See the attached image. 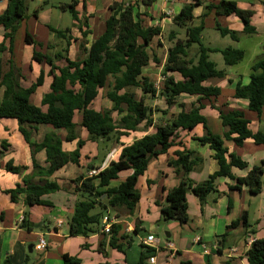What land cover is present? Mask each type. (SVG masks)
Returning a JSON list of instances; mask_svg holds the SVG:
<instances>
[{
  "label": "trees",
  "instance_id": "trees-1",
  "mask_svg": "<svg viewBox=\"0 0 264 264\" xmlns=\"http://www.w3.org/2000/svg\"><path fill=\"white\" fill-rule=\"evenodd\" d=\"M156 0H141L144 6L152 5ZM138 1L114 2L110 6V15L106 19L102 34L94 38L91 44L83 46L85 56L72 59L69 57V49L74 40L71 29L58 30L50 26V30L58 37L66 39L67 48L63 52L54 55L43 53L37 46L43 49L44 44L37 42L27 30L25 42L35 45L34 60L46 63L50 66L49 75L52 77L50 91L42 98V105L47 106L43 110L41 106L31 101V96L37 88L44 83L45 71L42 70L39 77L30 86L24 87L20 83L22 75L14 66L13 55L15 40L22 21L27 16L26 0H8V6L0 14V26L3 27V41L0 42V53H9V70L5 71L4 62L0 59V85L4 88L3 97L0 100V120L12 118L18 121L19 131L30 144L33 154V170L23 176L22 182L16 187L6 189L13 202H17L20 196H24L25 205L53 206V203L45 196L63 189V185L52 179L54 173L68 163L80 164L81 148L86 140L77 132L75 122L76 113L82 114L81 126L88 132L91 141L110 140L113 136L116 142H120L122 136H129L138 131L140 126L154 127L155 130L135 139L130 144H123L117 160L111 161L108 166L101 168L90 162L86 169L89 172L97 169V175H81L71 182L76 186V191L82 194L74 206V213L69 220L70 236H90L99 231L102 218L108 208L119 210L125 208L133 213L141 199L140 190L137 187L140 176L148 169L151 159L162 154H167L175 145L180 132L193 130L202 124L205 134L196 139L215 152L213 157L219 164V170L214 172L203 182L195 183L188 175L193 168L203 160V157L190 149H177L168 164L175 169L180 178V183L168 190L167 205L162 208L165 219H175L181 224L189 221L187 193L192 191L201 202L208 194L217 191L216 180L224 177L236 181V187L245 184L252 194H258L264 183V169L255 165L249 169L244 177H236L232 168L245 169L249 167L247 161L233 152H229L225 141H233L238 146H243L246 140L252 139L258 145H264V131L253 132L250 128V119L244 110L238 108L224 109L217 106L218 98L222 95V88L218 85L206 84L212 78L226 77L224 69H219L217 64L210 59L209 52H220L224 62L228 66L241 63L246 56L242 48L227 47L224 49L206 46L202 41V33L205 28V19L214 12L215 16L235 15L244 24L243 32L255 34L256 27L252 23L253 10L239 7L234 0H219L206 6L198 25L188 26L186 38L177 39L168 48L166 60L163 66L162 88L144 74L151 62L160 63L156 52H152L155 38L162 37V27L159 25L144 24L140 13ZM77 0L62 5L61 8L70 9L74 20H78L82 31V44H88L87 37L91 31L82 27H88L87 21H81L75 10ZM203 0H188L181 11L173 17L177 25L186 26L194 21V10L202 6ZM147 16V17H148ZM155 20V19H153ZM215 27L223 36L230 35L234 40H239V31L222 26L218 20ZM171 41L177 38L176 32L169 35ZM86 40V41H85ZM85 42V43H83ZM193 44L199 45L196 58H189V49ZM50 48V45L49 47ZM57 59V60H56ZM64 59L61 65L57 61ZM178 74L180 78L176 77ZM233 82L231 79L228 81ZM105 89V96L113 103L111 108L97 110L94 101L98 98L100 90ZM138 90L141 95H138ZM158 94L165 96L168 110L154 109L147 103V98H155ZM195 96L196 101L188 105L178 101L181 95ZM234 98L246 99L248 109L260 115L264 111V56L255 61L251 66L250 80L247 84L238 81L235 84ZM204 100H208L213 108L219 112L224 134L214 133L207 124V117L202 114L205 108ZM177 106L179 111L167 118L163 123H157L154 119L156 111L169 114V109ZM227 106V105H223ZM117 113L118 118L114 117ZM40 125H50L53 130L46 133L40 142L33 141L35 130ZM66 130V141H77V148L66 151L63 148V140L59 135L60 130ZM7 148L6 141L2 142L1 155ZM45 150L48 166L37 163L35 154ZM0 169L15 174H24L27 167L8 161L3 164L0 159ZM132 170V173L118 186L111 187L112 180L118 179L121 172ZM100 207L98 212H95ZM230 208V206H229ZM25 212L22 227L29 230L30 226ZM251 227L247 211L234 220L229 228ZM121 225L113 224L110 233V243L113 248L122 251L121 237H118ZM134 231L138 233L135 228ZM248 232V231H247ZM254 231L249 233L253 234ZM227 234H224L226 237ZM123 237V236H122ZM224 243V240H222ZM224 244L218 247L222 253ZM146 252L154 255L153 249L146 246ZM147 257L142 255L140 262ZM248 264H264V237L255 238L247 253ZM64 264H80L78 257L68 254L63 255ZM8 264H11L7 261ZM182 264H192L185 261ZM226 264H231L229 261Z\"/></svg>",
  "mask_w": 264,
  "mask_h": 264
},
{
  "label": "crops",
  "instance_id": "crops-1",
  "mask_svg": "<svg viewBox=\"0 0 264 264\" xmlns=\"http://www.w3.org/2000/svg\"><path fill=\"white\" fill-rule=\"evenodd\" d=\"M129 1L131 0H104L103 8L98 9L95 0H91L90 2L89 0H77L75 10L78 18L81 21H87L89 25L88 27L83 25V30L87 29L91 31L87 37V47L94 38L104 31L106 19L110 15V6L114 2ZM134 1L140 3L138 8L140 13L149 14V16L147 15L148 17L144 14L141 16L144 19V24L149 19L146 26L154 24L162 27L163 36L160 38L164 37L166 27H170L171 32H176L178 36L179 31L173 21V17L181 11L188 0H161L162 9L157 15L151 13L148 9L156 1L150 6H144L139 0ZM237 3L243 9L254 11L252 23L256 27L258 34L260 32L264 33V8L246 2ZM7 6L8 0H0V14L5 11ZM62 10L64 9L62 8ZM39 11L40 8H36L32 14L31 10L29 11L27 9V16L22 21L18 32L22 36V41L18 44L17 37L15 40L13 61L17 71L22 75L20 83L24 87L30 86L37 80L41 71H45L44 83L31 96V101L46 111L47 106L42 105V98L50 91L52 82V77L48 73L50 66L34 60L33 54L36 47L33 44H27L25 42V33L28 30L37 42L44 44L43 49L37 46L39 51L51 53L52 49L56 46L48 40L47 35L51 31L50 25L43 22L44 20L40 16ZM43 11H46L45 7ZM169 11L172 12L171 16L166 15ZM204 11V9L202 10V6L196 7L194 10L195 19H199ZM208 16L214 19L215 13L211 12ZM218 18L226 19L228 23L226 27L239 32L243 31L244 24L237 16H215L214 20H219ZM74 23L75 27L71 30V35L74 40H72V45L69 49L70 52L74 46V42L76 45L82 38V31L78 26L80 22L74 20ZM40 30H43V38L39 36ZM3 33V27L0 26V42L4 39ZM177 39L173 40L172 43L174 44ZM172 43L169 47L173 45ZM49 45L50 48H48ZM69 57H71V54ZM10 58L11 55L9 53H0V59L4 62L5 71L10 68L8 64ZM71 58L76 59L73 56ZM57 63L62 65L64 62ZM239 64L234 66L232 72L224 69L227 73L226 77L212 78L206 84L218 85L222 88V95L218 98L217 106L224 107V109H242L245 114L248 111L246 116L249 115L252 118L250 120L251 130L253 132L259 130L264 131V111L258 115L248 109V101L246 99H236L233 97L235 84L238 81L243 83L244 79L248 80V82L250 80V73L245 76V73L237 67ZM175 76L180 78L177 73ZM229 79L233 81L231 84L229 83L230 86H227L230 87L227 90V92L230 91V97L229 95H224L226 93L225 85L227 84L224 81L227 80L228 82ZM101 91L102 89L100 90L98 98L101 96ZM3 93L4 88L0 85V100L3 97ZM182 96L196 99L195 96L186 94L180 97ZM227 97L228 99L225 102L219 104L220 98L226 99ZM195 99L194 101H196ZM204 104L205 108L202 110V114L207 117L208 126L214 133L224 134L225 128L222 125L218 110L213 108L208 100H204ZM112 106L113 103L111 102L109 108ZM94 108L102 110L96 108V106ZM209 112L214 116L216 130L211 128L210 116L207 114ZM78 114L77 112L75 122L77 123L76 130L79 133L78 127H82V114L79 121H77ZM152 128L154 127L151 126ZM52 130L53 128L50 125H40L34 132L33 141H42L45 134ZM81 130L82 132H80L79 136L86 140V142L81 148L80 164L68 163L57 170L52 177V179L57 180L63 185V189L45 196L53 203V206L35 205L28 207L25 205L23 195L20 196L17 202H13L5 190L16 187L18 183L22 182L25 174L32 172L34 165L32 148L19 131L18 121L16 119L5 118L0 120V155L2 142L6 141L7 143V148L4 150L5 154L4 156L1 155L0 159L3 164L11 160L14 164L27 167L24 174H15L5 169H0V264H8L7 261L11 264H64V254L78 257L81 260L80 264H182L185 261H190L192 264H226L227 261L231 264H248L246 253L252 243L248 239L250 237L252 239L264 237V183L261 192L258 193L263 196L262 200L253 213L246 205V201L249 200L248 195L249 197L254 195L249 192L248 186L242 184L238 188L236 187L235 180L221 177L216 180L217 191L208 194L203 202L192 191L187 193L189 221L185 224L179 222L173 223L170 228L171 230L167 232L166 240H162L156 236V228L152 225L154 221H157L161 217L162 208L167 205L166 196L168 190L176 187L180 183V178L175 172V169L168 164V160L173 156L175 150L186 148L195 151L203 157V160L188 175L195 183L206 181L210 175L219 170V164L213 157L215 152L209 145H204L196 139L197 137L203 136L206 132L202 124L197 125L193 130L181 131L177 139V141L181 142L180 145L173 146L167 154H162L151 159L148 169L139 178L137 187L140 190L141 199L132 214L125 208L119 210L108 208L104 213L114 218L113 224L121 225L117 236L121 237L120 244L123 249L122 251L111 246V236L104 233L102 224L100 225L99 231L90 236H70L69 220L74 213L76 201L82 197V194L76 191V186L71 181L81 175L89 176L86 166L90 162L101 168L108 166L111 161L118 159L123 144H130L121 139L117 143L119 146L114 149L112 148L110 153L102 161V164H97L95 161L99 159L98 146L93 150L92 145H90L91 142L96 141L89 140L88 132L84 131L83 127ZM66 134L67 131L64 129L59 131V135L63 140V148L66 151H73L77 148V141L67 142L65 139ZM86 145H90L87 151L84 149ZM225 146L228 147L229 152H233L242 157L249 164V167L245 169L233 167L232 171L236 177L246 176L249 169L255 165H260L264 169V145H258L252 139H248L243 146H238L233 141H225ZM35 159L38 164L45 167L48 166L45 150L38 151L35 154ZM131 173L132 170L121 172L119 178L112 180L110 186H118ZM99 210L100 207H97L95 212ZM26 211H29L27 220L33 228L32 230L22 227V224H18V219L21 216L25 217ZM244 211H247L249 214L251 227L248 230H245L241 226L229 228L230 224L240 218ZM150 218L155 219L150 220ZM255 222L258 223V227L254 224ZM135 228L138 233L134 231ZM8 231L9 233H14L15 237L10 238ZM250 231H254L253 234L249 233ZM224 234H227L226 237H224ZM149 235H153L155 240L150 245H145L143 240ZM41 237H44L47 242V248L44 251H39L35 247ZM222 240H224V243H222ZM4 244H7L6 249H4ZM222 244H224V247L222 253H220L218 247ZM27 246L29 249L32 247L30 253L35 251L38 253L32 263H30L31 256L28 254ZM146 246L153 249L156 257L154 263H150L149 261L151 256L146 252ZM142 255H145L147 258L141 263L140 258Z\"/></svg>",
  "mask_w": 264,
  "mask_h": 264
},
{
  "label": "rangeland",
  "instance_id": "rangeland-1",
  "mask_svg": "<svg viewBox=\"0 0 264 264\" xmlns=\"http://www.w3.org/2000/svg\"><path fill=\"white\" fill-rule=\"evenodd\" d=\"M43 1H45V2H43ZM90 1L91 0H89V2ZM139 1H141V0H139ZM218 1L219 0H203L202 10L203 9L205 10L207 5H209L211 3L218 2ZM234 1L246 2V3H250L251 5H255V6L264 8V0H234ZM72 2H73V0H42V1L28 0L27 1L28 7H29L28 10L29 11L31 10L32 14L36 8H40L39 12H40V16L44 20L43 22H46L47 24H49L50 26H52L58 30H64V31H67V29L72 30L73 27H75V23H74V18L72 16L70 9L62 10L61 5L62 4H70ZM95 2H96V7L98 9L103 8L104 0H95ZM44 7H45L46 11H43ZM148 9L150 10L151 13H154L155 15L159 14L161 12V9H162L161 0H156V2L152 6L148 7ZM81 12H82V10H81ZM214 19H215V16H214ZM214 19L210 16H208L205 19V28H204L203 33H202L203 43L206 46L213 47V48L224 49L227 47H234V48H242V49L246 50L245 59L237 67H239L243 71V73H245V76H247L248 73H251L252 64L264 56V33L260 32L258 34V32H256L255 34H246L242 31V32L238 33L240 38L237 41V40H234L230 35L223 36L220 33V31L215 27L216 20H214ZM200 21H201V18L194 19V21L188 23L186 26H181V25L176 24V27L178 28V31H179L177 38L178 39L179 38L185 39L187 36L186 35L187 27L192 26V25H198V24H200ZM218 21L222 26H225V27L228 26L227 25L228 23H227L225 18L219 19ZM148 22H149V19H147L145 24L147 25ZM169 28L166 27V32L164 34V37L163 38H160V37L157 38V40H155V42H153V46H152V52L157 53L161 62L160 63L152 62L150 64V66L145 69V74L151 78V80L157 85V87L159 89L162 88L161 84H162L163 78H164L163 66L165 63L164 62L165 58L167 56V51H168L167 47H169V45L173 42L169 38L170 32L172 31ZM42 31L43 30H40V33H39V36L41 38H43V34H44ZM47 37H48V40L53 45H56L55 48L52 49L51 53H49V54L54 55L57 52H63L64 55L67 54V52L64 51L67 48L66 39L58 37L55 32H51V31H50V34L47 35ZM82 40H83V38H81V41L76 43V45L74 42V46L71 48V52L69 50V53H68L69 56H70V54H71V57L73 56V58H82L85 56L84 48L82 45L86 46V43L83 42L85 44H82ZM21 41H22L21 34H17V43L19 44V43H21ZM198 52H199V45L193 44L189 49V58H196ZM209 56H210V59L217 64V67L219 69H226L227 71H230V72H232V70L234 69V66H228L225 64L223 56L220 52H209ZM57 62L61 63V62H65V60L62 59V60H59ZM224 83H227L225 85V92L226 93H224V95L225 96L229 95V97H230V91L227 92V90L230 89V87H227V86H230V84H229V82H227V80L224 81ZM243 83L244 84L248 83V80L244 79ZM105 93H106V90L102 89L101 96L93 104L94 107L96 106V108H98V109L109 108L111 102L108 100V98H106ZM138 95H141L140 90H138ZM194 99L191 97H188V96H182L179 98V101L186 102L188 105H190V102L194 101ZM227 99H228V97L226 99L220 98L219 104H222ZM147 103L149 105H151L152 107H154V109L168 110L167 104L165 101V96L162 94H158L156 98L148 97ZM178 110H179V108L177 106H173L172 108L169 109V114L166 116L163 115V113L156 111L154 113V119L157 123H163L166 121L167 118H171L173 114L177 113ZM247 112L248 111H246V114H247ZM207 114H208V116H210L211 128H213V130H216L215 120L213 119L214 116L212 114H210V112ZM113 115L115 118H118V115L116 112ZM247 116L250 120H252V118L249 115H247ZM80 117H81V114L79 113L77 118H76L77 121H79ZM81 128H80V126L78 127L79 134H80V132H82ZM154 130H155L154 128L151 129V127L147 128V126L142 125V126H140V128L137 132H132L129 136H122L121 139L123 141H125L126 143L127 142L131 143L135 139L141 138L144 135L153 132ZM84 131H86V130L84 129ZM116 141H117L116 138H114L112 136L110 140H100L99 139V141H96L97 144H96V142H91L90 145H92L93 150H95L94 148L98 146L99 159L97 161H95V162H97V164H102V161L110 153L112 148L114 149V148L119 146V144H117L119 142H116ZM90 145L89 146L86 145L84 147V149L87 151L88 147H90ZM262 197L263 196L259 195V194H254L250 197L248 195L249 200L246 201V205L250 208L252 213L259 206L260 201L262 200ZM27 212L29 213V211H27ZM154 219L155 218H150V220H154ZM178 222L179 221H177L175 219H165V217L162 214L161 217H159V219L157 221L153 222L152 225L156 228V236H158L162 240H166L167 239V232H169L171 230L170 229L171 225L173 223H178ZM254 224L257 225V227H258V223L255 222ZM263 232H264V230H263ZM8 235L10 238L15 237V234L9 233V231H8ZM16 237H17V234H16ZM6 247H7V244H4V249H6ZM27 251H28V254L31 256L30 263H32L38 253L36 251L33 253H30L31 251H30L28 246H27Z\"/></svg>",
  "mask_w": 264,
  "mask_h": 264
},
{
  "label": "built area",
  "instance_id": "built-area-1",
  "mask_svg": "<svg viewBox=\"0 0 264 264\" xmlns=\"http://www.w3.org/2000/svg\"><path fill=\"white\" fill-rule=\"evenodd\" d=\"M172 1H174V0H172ZM166 15L167 16H171L172 15V12L169 11ZM98 172L99 171L97 169H92V170L89 171V176L97 175ZM23 220H24V217L21 216L18 219V224H22L23 223ZM113 221H114V218L112 216H110V215H105L102 218V225H103V229L102 230L104 231V233L110 235V233H111V227L113 225ZM153 240H155V237L153 235H149L146 239L143 240V243L145 245H150L153 242ZM248 240H249V242H252L254 239H252L250 237ZM35 247L39 251H44L47 248V242H46L45 238L44 237H41ZM155 259H156L155 255H152L149 258L150 263H154L155 262Z\"/></svg>",
  "mask_w": 264,
  "mask_h": 264
},
{
  "label": "water",
  "instance_id": "water-1",
  "mask_svg": "<svg viewBox=\"0 0 264 264\" xmlns=\"http://www.w3.org/2000/svg\"><path fill=\"white\" fill-rule=\"evenodd\" d=\"M0 158H1V155H0ZM30 250H32V247H30Z\"/></svg>",
  "mask_w": 264,
  "mask_h": 264
}]
</instances>
